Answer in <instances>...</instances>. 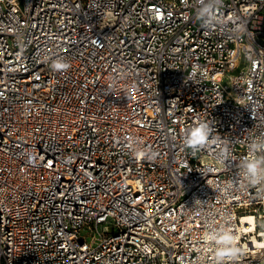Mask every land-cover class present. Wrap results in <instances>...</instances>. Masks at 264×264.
Wrapping results in <instances>:
<instances>
[{
  "label": "built area",
  "instance_id": "1",
  "mask_svg": "<svg viewBox=\"0 0 264 264\" xmlns=\"http://www.w3.org/2000/svg\"><path fill=\"white\" fill-rule=\"evenodd\" d=\"M245 216L264 0H0V264H263Z\"/></svg>",
  "mask_w": 264,
  "mask_h": 264
},
{
  "label": "clouds",
  "instance_id": "2",
  "mask_svg": "<svg viewBox=\"0 0 264 264\" xmlns=\"http://www.w3.org/2000/svg\"><path fill=\"white\" fill-rule=\"evenodd\" d=\"M217 5H219L221 3V0H216ZM215 9L216 8H201L200 13H198V16L201 20L204 19V17L207 15L208 12H212L213 14H215ZM205 27H207L208 25L205 24ZM69 67V65L63 61H57L54 64V68L56 69H67ZM207 139V130H206V126L204 124H200L198 127L194 128L191 133H190V138L188 139V144L189 145H196V144H202L206 141ZM138 156L143 155L142 152H138L137 153ZM249 171L251 173H255L256 171V165L254 163H251L248 165ZM224 239H227V236L224 237ZM224 251L225 250H221L220 255L223 256L224 255Z\"/></svg>",
  "mask_w": 264,
  "mask_h": 264
},
{
  "label": "bare ground",
  "instance_id": "3",
  "mask_svg": "<svg viewBox=\"0 0 264 264\" xmlns=\"http://www.w3.org/2000/svg\"><path fill=\"white\" fill-rule=\"evenodd\" d=\"M240 230L245 231L247 233H252L255 232V236L250 235L251 243L253 244L254 248L260 252H264V232H261L259 235H257V232L255 231V223L254 219L251 216H245L241 219V225H240ZM258 237H261L259 239Z\"/></svg>",
  "mask_w": 264,
  "mask_h": 264
},
{
  "label": "rangeland",
  "instance_id": "4",
  "mask_svg": "<svg viewBox=\"0 0 264 264\" xmlns=\"http://www.w3.org/2000/svg\"><path fill=\"white\" fill-rule=\"evenodd\" d=\"M83 235L87 238V241L89 243L92 241V236H90L87 231H83ZM262 254H264V252ZM263 262H264V259H263Z\"/></svg>",
  "mask_w": 264,
  "mask_h": 264
}]
</instances>
